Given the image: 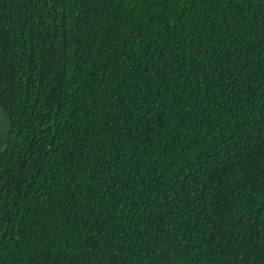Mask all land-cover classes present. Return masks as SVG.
<instances>
[{
    "label": "trees",
    "instance_id": "1",
    "mask_svg": "<svg viewBox=\"0 0 264 264\" xmlns=\"http://www.w3.org/2000/svg\"><path fill=\"white\" fill-rule=\"evenodd\" d=\"M0 264H264V0H0Z\"/></svg>",
    "mask_w": 264,
    "mask_h": 264
},
{
    "label": "water",
    "instance_id": "2",
    "mask_svg": "<svg viewBox=\"0 0 264 264\" xmlns=\"http://www.w3.org/2000/svg\"><path fill=\"white\" fill-rule=\"evenodd\" d=\"M11 131V121L4 108H0V155L5 151Z\"/></svg>",
    "mask_w": 264,
    "mask_h": 264
}]
</instances>
